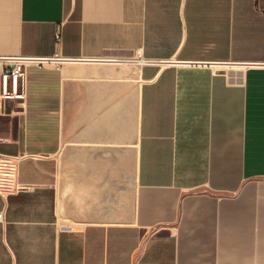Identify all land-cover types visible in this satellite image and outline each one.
I'll return each instance as SVG.
<instances>
[{"label": "crops", "instance_id": "1", "mask_svg": "<svg viewBox=\"0 0 264 264\" xmlns=\"http://www.w3.org/2000/svg\"><path fill=\"white\" fill-rule=\"evenodd\" d=\"M0 56V264H264V0H0Z\"/></svg>", "mask_w": 264, "mask_h": 264}, {"label": "built area", "instance_id": "2", "mask_svg": "<svg viewBox=\"0 0 264 264\" xmlns=\"http://www.w3.org/2000/svg\"><path fill=\"white\" fill-rule=\"evenodd\" d=\"M46 62V58L0 56V115L22 107L26 68L30 65L43 66ZM22 188L17 181V156L0 152V196H7Z\"/></svg>", "mask_w": 264, "mask_h": 264}]
</instances>
